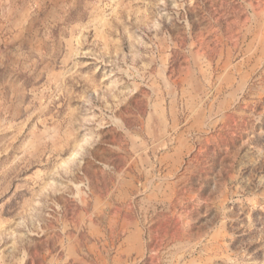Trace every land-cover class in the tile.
<instances>
[{"label":"rangeland","instance_id":"374dc122","mask_svg":"<svg viewBox=\"0 0 264 264\" xmlns=\"http://www.w3.org/2000/svg\"><path fill=\"white\" fill-rule=\"evenodd\" d=\"M0 264H264V0H0Z\"/></svg>","mask_w":264,"mask_h":264}]
</instances>
